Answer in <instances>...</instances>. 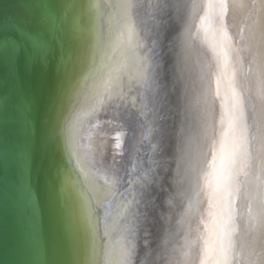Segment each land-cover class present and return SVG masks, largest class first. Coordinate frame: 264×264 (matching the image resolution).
I'll return each mask as SVG.
<instances>
[{
  "label": "bare ground",
  "instance_id": "bare-ground-1",
  "mask_svg": "<svg viewBox=\"0 0 264 264\" xmlns=\"http://www.w3.org/2000/svg\"><path fill=\"white\" fill-rule=\"evenodd\" d=\"M190 2L71 0L50 106L60 155L73 170L59 193L69 264L175 260L189 222L195 227V209L207 206L201 194L185 214L209 125L217 121L218 130L220 115V101L205 96L212 53L178 19L189 9L176 5ZM224 2L249 140L233 204L235 264H264V0ZM163 4L166 14L156 7ZM146 177L154 183L141 195Z\"/></svg>",
  "mask_w": 264,
  "mask_h": 264
},
{
  "label": "snow or ice",
  "instance_id": "snow-or-ice-1",
  "mask_svg": "<svg viewBox=\"0 0 264 264\" xmlns=\"http://www.w3.org/2000/svg\"><path fill=\"white\" fill-rule=\"evenodd\" d=\"M131 7V6H130ZM160 13L166 14L167 4L157 5ZM189 9L187 16L178 17L184 24V31L189 39L199 40L206 44L212 53L214 63L209 65L210 75L206 85V102L220 101L219 129L217 121L212 120L210 134L207 137V153L200 167L192 196L189 197L185 214L193 212V198L199 205L201 194L206 199V208L195 210L193 228L189 222L184 243L176 250L177 259L166 260L165 264H235V209L234 197L239 191L237 177L243 172L249 155L248 125L244 111V97L237 86V65L239 56L232 47L225 30L223 17L226 12L224 0H191L186 5H176ZM200 8L197 13L196 9ZM52 5L41 4L38 13L51 11ZM43 22V15H39ZM171 19V17H169ZM194 29V30H193ZM16 31L19 39L4 37L0 40L3 51L0 52V88L8 82L12 84V95H0V105L6 106L15 95L21 100V109L26 119H30L33 101L25 98L24 81L20 77L18 61L25 55L26 68L31 74L32 66L39 64L41 71L28 82L27 88L41 92L47 87L45 70L48 64L50 49L44 33H34L29 28L18 25ZM214 69V70H213ZM147 81V76L143 77ZM159 87V86H158ZM211 119V110L208 112ZM120 135V134H118ZM119 142L117 147H119ZM154 177H146L140 184L141 195L152 183ZM20 180L23 190L31 199L32 196V156L30 152L22 154ZM139 203V201H137ZM33 212L39 214V205L33 201ZM129 253H125L127 257ZM108 264V262H105ZM120 264H127V259Z\"/></svg>",
  "mask_w": 264,
  "mask_h": 264
},
{
  "label": "water",
  "instance_id": "water-1",
  "mask_svg": "<svg viewBox=\"0 0 264 264\" xmlns=\"http://www.w3.org/2000/svg\"><path fill=\"white\" fill-rule=\"evenodd\" d=\"M41 4H51L52 10L38 13ZM71 8V0H0V40L19 39L16 29L23 25L34 33H44L50 49L45 70L47 87L41 92L27 88L41 71L40 65H33L29 75L23 53L18 61L24 96L33 101L30 119H26L21 100L15 95L6 106L0 105V264L70 263L59 193L62 180L73 170L60 155L57 119L50 114V106L56 92V76L66 56L64 43L71 26ZM39 15L44 17L42 23ZM166 92L169 101L168 88ZM5 93L12 95L11 82L0 88V95ZM167 108L165 116L169 115ZM148 130L143 129L141 149L146 146ZM25 152L32 156L31 199L20 180ZM33 201L39 205L38 215L33 212Z\"/></svg>",
  "mask_w": 264,
  "mask_h": 264
}]
</instances>
